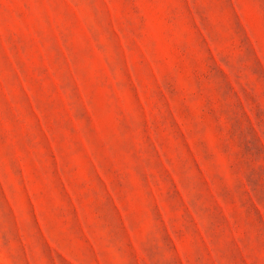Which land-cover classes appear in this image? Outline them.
Masks as SVG:
<instances>
[{
    "label": "rangeland",
    "instance_id": "obj_1",
    "mask_svg": "<svg viewBox=\"0 0 264 264\" xmlns=\"http://www.w3.org/2000/svg\"><path fill=\"white\" fill-rule=\"evenodd\" d=\"M0 264H264V0H0Z\"/></svg>",
    "mask_w": 264,
    "mask_h": 264
}]
</instances>
